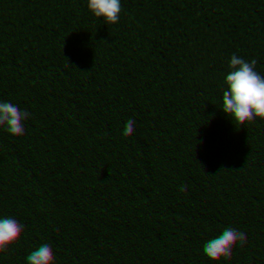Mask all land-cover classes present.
<instances>
[{
  "label": "trees",
  "instance_id": "obj_1",
  "mask_svg": "<svg viewBox=\"0 0 264 264\" xmlns=\"http://www.w3.org/2000/svg\"><path fill=\"white\" fill-rule=\"evenodd\" d=\"M239 3L0 0V264H31L37 236L53 242L47 264H264V0L246 24ZM199 19L224 38L208 92L182 84L194 66L178 55ZM217 109L240 141L209 150ZM170 159L205 184L189 204L151 183Z\"/></svg>",
  "mask_w": 264,
  "mask_h": 264
},
{
  "label": "clouds",
  "instance_id": "obj_2",
  "mask_svg": "<svg viewBox=\"0 0 264 264\" xmlns=\"http://www.w3.org/2000/svg\"><path fill=\"white\" fill-rule=\"evenodd\" d=\"M253 3L254 0H240L239 6L235 7L231 13L232 17L246 24ZM95 24L107 25L105 35L113 41L124 38L128 32L126 23H117L114 19L110 22L103 14L95 17ZM178 28L180 35H183V25H179ZM146 39L153 51L159 50L164 42V36L156 28L148 31ZM223 49L224 38L213 30L209 21L205 19L194 21L191 36L178 54L182 61L194 66L190 72V78H184L182 84L187 88L191 84H199L205 92L214 89L223 79L221 75L224 68ZM202 128L209 133L203 145L206 149L222 147L215 139L218 136L229 143L240 141L239 129L233 127L231 117L222 109H217L215 114L206 115ZM149 176L153 187L158 189L160 195L169 203L179 200L189 204L194 196L205 188L202 179L196 175V169L182 166V162L177 159H170L165 163L153 161ZM52 248L53 242L47 236H37L25 242L22 253L30 259L31 264H47V254Z\"/></svg>",
  "mask_w": 264,
  "mask_h": 264
}]
</instances>
